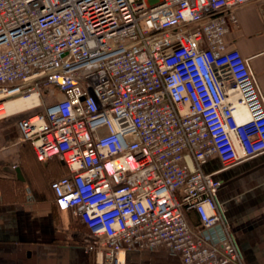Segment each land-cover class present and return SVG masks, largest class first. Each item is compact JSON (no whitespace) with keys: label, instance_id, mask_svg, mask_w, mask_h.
<instances>
[{"label":"built area","instance_id":"built-area-1","mask_svg":"<svg viewBox=\"0 0 264 264\" xmlns=\"http://www.w3.org/2000/svg\"><path fill=\"white\" fill-rule=\"evenodd\" d=\"M249 1L0 0V120L28 114L20 141L66 169L54 203L96 264L160 249L245 264L217 175L264 153V95L227 43ZM18 99L34 102L7 112Z\"/></svg>","mask_w":264,"mask_h":264},{"label":"crops","instance_id":"crops-1","mask_svg":"<svg viewBox=\"0 0 264 264\" xmlns=\"http://www.w3.org/2000/svg\"><path fill=\"white\" fill-rule=\"evenodd\" d=\"M234 11L239 24L227 36L228 46L249 61L264 95V0H250ZM19 118L0 120V264H96L84 249L89 239L84 224L54 203L50 183L66 175V169L57 160H36L31 146L20 141ZM14 166L20 167L23 180L4 170ZM220 168L217 156L204 166L206 172ZM217 177L222 181L219 200L245 264H264V153ZM190 217L196 224V217ZM205 236L218 242L222 232L215 228ZM125 260V264H183L178 255L163 249L131 251Z\"/></svg>","mask_w":264,"mask_h":264},{"label":"bare ground","instance_id":"bare-ground-1","mask_svg":"<svg viewBox=\"0 0 264 264\" xmlns=\"http://www.w3.org/2000/svg\"><path fill=\"white\" fill-rule=\"evenodd\" d=\"M34 102L33 100H22L18 99L12 103L7 104L5 107L7 109V112L9 113H18V112H25ZM28 114L22 113V115H19L20 117L25 116Z\"/></svg>","mask_w":264,"mask_h":264},{"label":"water","instance_id":"water-1","mask_svg":"<svg viewBox=\"0 0 264 264\" xmlns=\"http://www.w3.org/2000/svg\"><path fill=\"white\" fill-rule=\"evenodd\" d=\"M4 170L10 174H15L19 180H23V175L19 166L5 167Z\"/></svg>","mask_w":264,"mask_h":264},{"label":"rangeland","instance_id":"rangeland-1","mask_svg":"<svg viewBox=\"0 0 264 264\" xmlns=\"http://www.w3.org/2000/svg\"><path fill=\"white\" fill-rule=\"evenodd\" d=\"M52 170H53V172H52V173H54V174H55V173H56V171H55V168H54V167H53V169H52ZM52 170H51V171H52ZM63 174H66V173H64V171H63Z\"/></svg>","mask_w":264,"mask_h":264}]
</instances>
